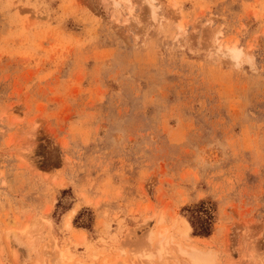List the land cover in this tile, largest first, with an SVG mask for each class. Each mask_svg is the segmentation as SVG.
Returning a JSON list of instances; mask_svg holds the SVG:
<instances>
[{"label":"rangeland","instance_id":"1","mask_svg":"<svg viewBox=\"0 0 264 264\" xmlns=\"http://www.w3.org/2000/svg\"><path fill=\"white\" fill-rule=\"evenodd\" d=\"M55 247L264 264V0H0V264Z\"/></svg>","mask_w":264,"mask_h":264},{"label":"bare ground","instance_id":"2","mask_svg":"<svg viewBox=\"0 0 264 264\" xmlns=\"http://www.w3.org/2000/svg\"><path fill=\"white\" fill-rule=\"evenodd\" d=\"M224 54H225V52H224ZM227 54L230 55L232 58H237V56L239 55V53L237 51H235L234 49H231V50L228 49V53ZM10 234L12 235V237L16 241L18 240L17 237H16V234L14 232H10ZM163 235H164L163 233L160 234L161 237ZM150 236H151L150 233H148L147 234V237H148V239L151 240L152 238ZM156 239H157L156 241H159V242L156 243L155 248L153 250H149V248H146V250H143L144 251V254L142 255V257H144L146 259H151V258H154V255L156 253H157V256H159L160 258L163 257V254H164V245H163L164 243L163 242H164V240H163V238H161V239L158 240V237ZM161 240H163V242ZM146 242H148V241H146ZM191 248H193V247H191ZM194 249H192V250H194ZM53 250H54L53 251L54 258L52 260L53 261V264H79L77 262L74 263L71 260L72 259V255L69 254L68 251H62V250L58 249L57 247H55ZM179 250H181V248H179ZM184 250L185 249H183L182 251H184ZM194 251H197V253H198V250L197 249H195ZM189 252L190 251H188V252L187 251L186 252H182V254H186V256H189L190 259H192V261L197 262L199 264H209L208 263V260H206L208 258L204 257L205 258L204 259V258H201V256H199V254H196V252L195 253L194 252L193 253H189ZM71 261H72V263H71Z\"/></svg>","mask_w":264,"mask_h":264},{"label":"trees","instance_id":"3","mask_svg":"<svg viewBox=\"0 0 264 264\" xmlns=\"http://www.w3.org/2000/svg\"><path fill=\"white\" fill-rule=\"evenodd\" d=\"M195 224L196 228H194V235L197 236H207L208 235V229L206 225L204 224V221H199L197 218H195ZM194 227V226H193Z\"/></svg>","mask_w":264,"mask_h":264}]
</instances>
